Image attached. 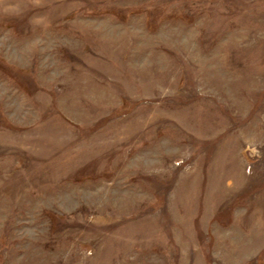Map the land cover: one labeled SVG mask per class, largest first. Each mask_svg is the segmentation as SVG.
Listing matches in <instances>:
<instances>
[{"label": "rangeland", "instance_id": "obj_1", "mask_svg": "<svg viewBox=\"0 0 264 264\" xmlns=\"http://www.w3.org/2000/svg\"><path fill=\"white\" fill-rule=\"evenodd\" d=\"M0 264H264V0H0Z\"/></svg>", "mask_w": 264, "mask_h": 264}, {"label": "trees", "instance_id": "obj_2", "mask_svg": "<svg viewBox=\"0 0 264 264\" xmlns=\"http://www.w3.org/2000/svg\"><path fill=\"white\" fill-rule=\"evenodd\" d=\"M24 72V71H23Z\"/></svg>", "mask_w": 264, "mask_h": 264}]
</instances>
